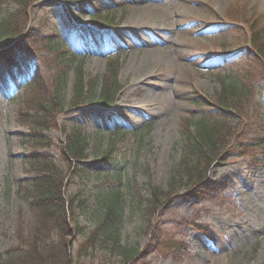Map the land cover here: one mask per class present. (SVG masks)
Returning <instances> with one entry per match:
<instances>
[{"label": "rangeland", "instance_id": "374dc122", "mask_svg": "<svg viewBox=\"0 0 264 264\" xmlns=\"http://www.w3.org/2000/svg\"><path fill=\"white\" fill-rule=\"evenodd\" d=\"M97 1L90 6L88 0H0V21L14 14L13 27L17 13L28 3L27 20L20 18L19 26L26 25L25 33L31 32L26 44L39 62L46 89L59 90L61 110L50 114L53 122L45 131L53 143L41 151L52 155L65 172L61 142L78 128L88 143L83 157L86 172H75L66 186L68 196L78 203L75 210L81 222L67 244L75 264H264V146L249 149V154L238 148L215 161L208 178L218 189L209 197L182 188L158 210L148 212L134 211L129 202L120 233L121 242L135 249L134 257L124 261L98 242L87 243L114 191L121 190L128 199L132 184L141 198H149L150 187H169L189 121L210 115L207 105L193 103L195 94L202 92L215 102L224 94V79L244 83L241 106L226 125L234 144L238 130L241 139L255 134L264 139L259 136L264 134V60L256 49L264 46V0H174V7L181 10L173 12V30L158 29L161 40L149 34V26H130L127 18L133 4L149 9L151 3L166 0ZM256 31L259 38L254 40ZM149 35L155 40L146 39ZM167 44H173V56L153 49ZM80 66L82 81L87 82L85 94L92 78L98 79L93 91L99 93L106 74L118 69L114 104L99 106L74 98ZM31 78L32 72L20 76L0 59L4 257L29 235L35 218L31 199L20 188L21 179L34 175L28 159L34 146L18 109L33 108L42 97ZM105 108L121 117L114 115L110 121ZM109 148L119 165L108 166L103 160ZM53 237L57 240L56 234ZM169 239L181 248H166Z\"/></svg>", "mask_w": 264, "mask_h": 264}, {"label": "trees", "instance_id": "16d2710c", "mask_svg": "<svg viewBox=\"0 0 264 264\" xmlns=\"http://www.w3.org/2000/svg\"><path fill=\"white\" fill-rule=\"evenodd\" d=\"M89 1L98 3L97 0ZM27 5L28 3L23 5L17 13L19 24L17 23L16 26L13 27L10 24L14 20V14L0 21V46L3 47L0 49V59L4 60L8 68L20 76H27L31 71L33 78H31L30 84H37L41 88L39 96L42 95V97L37 99L38 102L33 108H22L21 106L18 109L19 115L30 127V133L27 135L28 142L34 146L28 157L32 165L31 172L34 175L21 179L20 188L25 196L31 199L35 218L30 226L29 235L22 236L21 245L15 248L16 250L9 251L6 257L0 254V264H75L67 244L72 242L69 236L80 231L81 222L78 220L75 210V207L79 208L78 203L74 196H68L66 186L69 177H74L76 173L81 175L86 172L83 157L88 143L78 128H74L73 134L70 132L63 143L61 142V153L66 162L65 172L60 169L59 163L57 164L52 155L41 151L53 143L45 131L51 128V122H53L50 114L61 110L58 102L60 94L59 90L50 92L46 89L43 78L39 75V62L26 44L31 32L25 33L26 25L19 26L21 25L20 18L27 20ZM252 37L254 40L258 39L259 32H254ZM256 49L264 60V46L259 45ZM81 71L80 66L75 99L83 101V97L85 102H97L102 106L112 105L116 102L120 86L118 69H111V72L106 74L99 93L93 91L94 84L98 82V79L92 78L89 81L91 86L89 94L84 92L87 82L82 81ZM61 78V82L64 81L65 74ZM222 86L224 94L221 95L219 101L213 102L202 92L193 96V103L207 105L211 116H204L195 123L189 121L183 133V154L170 176L169 187L167 189H163L161 186L150 187L152 196L143 197L144 199L136 192L132 184L128 187L130 189L127 192L130 196L128 199L121 190L114 191L105 207V214L100 224L87 239L88 246H95L98 242L103 249H109L112 253L122 256L124 261L134 257L135 249L121 242L120 233L123 213L129 202L134 211L148 212L158 210L182 188L192 190L190 194L197 197H209L218 189L215 187V183L208 178L209 169L215 161H223L229 152L236 153L238 148H241V153L249 154V149L264 146L263 138L254 137L258 134L251 138L241 139L240 130L234 133L238 139L234 144L230 126L226 125L227 118L236 115L243 101L241 98L245 96L247 89L244 83H239L236 80L226 81L224 79ZM73 104L76 103L73 102ZM38 106L43 107L38 108ZM106 113L110 118L113 115L117 118L121 117L118 111L106 110ZM261 135L264 134L259 133V136ZM112 148L104 152L103 160L107 161L108 166H117L119 161L113 157ZM53 234H56L57 240ZM164 246L178 250L181 248V244H176L170 239Z\"/></svg>", "mask_w": 264, "mask_h": 264}, {"label": "bare ground", "instance_id": "6f19581e", "mask_svg": "<svg viewBox=\"0 0 264 264\" xmlns=\"http://www.w3.org/2000/svg\"><path fill=\"white\" fill-rule=\"evenodd\" d=\"M174 2V0H166L162 3L153 2L151 3V8L149 9H147V7L145 6H139L138 3L133 4V12L127 18V23L132 24L130 26H149L147 27V29L149 30V34H151L154 38L161 40V38H159L158 29H162L165 31L173 30V12L181 10L178 7H174ZM130 26L126 27L130 28ZM164 38L169 39V37L167 36H164ZM146 39L155 40L150 35L149 37L147 36ZM153 49L164 57L173 56V52H175L173 44L157 46Z\"/></svg>", "mask_w": 264, "mask_h": 264}]
</instances>
